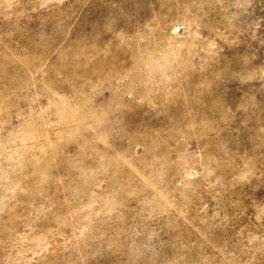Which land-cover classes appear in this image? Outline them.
Wrapping results in <instances>:
<instances>
[{
	"label": "rangeland",
	"instance_id": "374dc122",
	"mask_svg": "<svg viewBox=\"0 0 264 264\" xmlns=\"http://www.w3.org/2000/svg\"><path fill=\"white\" fill-rule=\"evenodd\" d=\"M0 264H264V0H0Z\"/></svg>",
	"mask_w": 264,
	"mask_h": 264
}]
</instances>
